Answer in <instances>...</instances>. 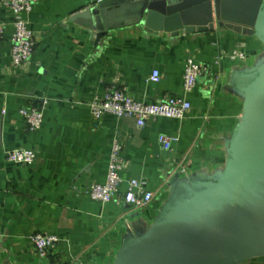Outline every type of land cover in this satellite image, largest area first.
Instances as JSON below:
<instances>
[{
	"label": "crops",
	"instance_id": "crops-1",
	"mask_svg": "<svg viewBox=\"0 0 264 264\" xmlns=\"http://www.w3.org/2000/svg\"><path fill=\"white\" fill-rule=\"evenodd\" d=\"M106 1L40 0L24 15L36 50L18 68L12 63L13 16L0 0V264H115L129 239L152 228L175 178L213 180L225 169L244 110L236 81L264 62V45L216 19L146 30L130 15L132 1L108 9L126 11L96 45L93 30L71 19ZM189 57L206 68L191 94L183 89ZM156 69L159 83L150 80ZM110 89L147 103L181 97L192 109L183 121L160 118L145 127L113 115L95 122L89 103ZM30 106L44 113L38 132H30L20 115ZM160 135L179 141L166 151ZM115 140L125 157L120 196L132 179L147 181L154 200L144 209L120 198L102 204L87 193L91 184L106 182ZM16 149L36 151L38 161L9 162L7 153ZM36 234L60 239L45 259L32 245ZM243 264H264V258Z\"/></svg>",
	"mask_w": 264,
	"mask_h": 264
},
{
	"label": "water",
	"instance_id": "water-1",
	"mask_svg": "<svg viewBox=\"0 0 264 264\" xmlns=\"http://www.w3.org/2000/svg\"><path fill=\"white\" fill-rule=\"evenodd\" d=\"M128 1L131 17L146 30L216 19L264 45V0H110L71 21L89 26L99 45L126 11L108 9ZM236 87L244 110L223 173L213 180L175 178V191L152 228L129 239L115 264H243L264 258V62L240 75Z\"/></svg>",
	"mask_w": 264,
	"mask_h": 264
},
{
	"label": "built area",
	"instance_id": "built-area-1",
	"mask_svg": "<svg viewBox=\"0 0 264 264\" xmlns=\"http://www.w3.org/2000/svg\"><path fill=\"white\" fill-rule=\"evenodd\" d=\"M40 0H1L3 5L13 16L15 32L13 35L12 63L14 67L28 65L35 53L37 39L35 33L28 27L24 15L30 14ZM5 27L0 23V39ZM240 58H243L241 55ZM206 68L195 58L189 57L186 61L183 89L185 93L194 92L197 79ZM150 80L159 83L162 75L159 70L152 72ZM90 110L95 122L101 121L106 115H113L119 119H134L139 127H145L150 121L160 118L183 121L192 109V104L185 98L168 97L157 103H147L135 100L122 90L110 89L103 96L95 97L90 103ZM30 132H38L44 125V113L38 106L25 107L20 110ZM177 137L160 135L159 143L166 151L171 150ZM7 160L11 163L33 166L38 161V153L30 149H16L7 153ZM125 170L123 146L115 140L110 156L108 175L103 184L93 183L88 188V195L93 201L108 204L120 198L123 202L137 209L148 207L154 200V195L147 189V181L132 179L129 181L125 193L120 196V187L123 183L122 172ZM35 252L45 259L60 243L59 237L49 234H36L31 237Z\"/></svg>",
	"mask_w": 264,
	"mask_h": 264
}]
</instances>
